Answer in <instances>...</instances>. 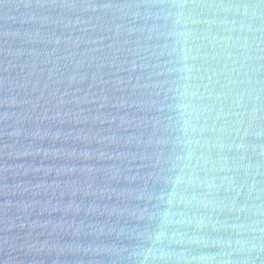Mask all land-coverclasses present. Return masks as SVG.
<instances>
[{
	"label": "water",
	"instance_id": "obj_1",
	"mask_svg": "<svg viewBox=\"0 0 264 264\" xmlns=\"http://www.w3.org/2000/svg\"><path fill=\"white\" fill-rule=\"evenodd\" d=\"M0 264H264V0H0Z\"/></svg>",
	"mask_w": 264,
	"mask_h": 264
}]
</instances>
